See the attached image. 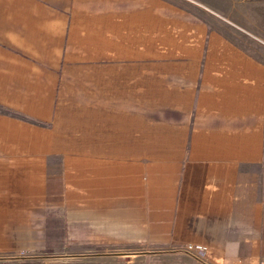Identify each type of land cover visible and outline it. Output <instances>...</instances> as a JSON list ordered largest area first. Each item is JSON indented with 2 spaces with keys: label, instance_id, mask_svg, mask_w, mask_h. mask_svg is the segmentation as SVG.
<instances>
[{
  "label": "crops",
  "instance_id": "1",
  "mask_svg": "<svg viewBox=\"0 0 264 264\" xmlns=\"http://www.w3.org/2000/svg\"><path fill=\"white\" fill-rule=\"evenodd\" d=\"M105 1V61L130 64L82 72L97 0H0V264H264V0Z\"/></svg>",
  "mask_w": 264,
  "mask_h": 264
},
{
  "label": "rangeland",
  "instance_id": "2",
  "mask_svg": "<svg viewBox=\"0 0 264 264\" xmlns=\"http://www.w3.org/2000/svg\"><path fill=\"white\" fill-rule=\"evenodd\" d=\"M165 1H172L175 3H178L182 6H186L189 8L195 9L197 12H200L199 15H203L205 13H202L199 11V9L196 8L195 4L191 3V0H165ZM107 6L105 0H97L96 4V11H97V38L95 41H92L93 45L86 46L81 48V54H82V62H81V70L82 72H89L92 70H104L107 67H110L111 65H125L130 63H111L105 61L104 56V34H105V22H104V10ZM89 10H92V8ZM203 17L208 18L207 15H203ZM210 17V16H209ZM114 22H121V18L119 17L117 21ZM115 26V25H114ZM130 46H126L121 48H116V52L113 53H120V50L126 49H138L140 51L144 50H150L148 47H134L133 45L129 44ZM161 50H166V48L161 47ZM252 51H254L258 56L264 57V45L255 43L251 46ZM115 50V49H114ZM163 51V52H164ZM147 53V51H146ZM90 54V55H89ZM84 75H82V95H81V104H82V118L86 117L88 114V109L91 103H94L91 98V95L89 94V85H87L84 82L83 79ZM84 83V84H83ZM83 121V120H82ZM88 121V120H87ZM83 121V122H87ZM57 250H63V248H59ZM56 248H50L47 251H44L42 254H33L32 256H27L26 258H22L19 256H16V258L8 257L6 258V261H3L4 263L9 264L11 261L14 262L16 260L17 264H198V258L183 254V255H159V256H147V257H132V261H127L126 257L113 255V256H107L105 255V251L101 248H85L81 249L76 247H67L66 250L68 253L66 254H55ZM79 250L81 252H79ZM115 250V249H114ZM115 252V251H114ZM112 253V252H110ZM18 259H22L21 261ZM201 262V261H200Z\"/></svg>",
  "mask_w": 264,
  "mask_h": 264
},
{
  "label": "built area",
  "instance_id": "3",
  "mask_svg": "<svg viewBox=\"0 0 264 264\" xmlns=\"http://www.w3.org/2000/svg\"><path fill=\"white\" fill-rule=\"evenodd\" d=\"M183 251L188 255L197 257L198 259H202L206 254L207 248L202 245L190 244L185 246Z\"/></svg>",
  "mask_w": 264,
  "mask_h": 264
}]
</instances>
